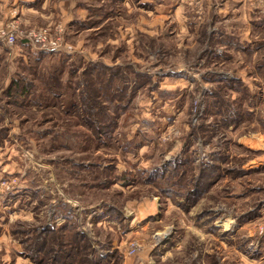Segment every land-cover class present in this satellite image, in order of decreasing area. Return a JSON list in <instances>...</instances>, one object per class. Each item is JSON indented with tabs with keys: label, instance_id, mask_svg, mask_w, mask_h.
Listing matches in <instances>:
<instances>
[{
	"label": "rangeland",
	"instance_id": "rangeland-1",
	"mask_svg": "<svg viewBox=\"0 0 264 264\" xmlns=\"http://www.w3.org/2000/svg\"><path fill=\"white\" fill-rule=\"evenodd\" d=\"M12 21L60 30L73 47L0 43V264H35L20 255L21 233L61 223L63 208L103 254L102 242L125 232L128 205L149 200L155 217L114 250L120 264H264V68L255 42L264 41V0H0V26ZM105 65L123 76L108 90L121 109L111 137L98 139L79 95ZM185 152L195 175L214 168L183 210L180 188L162 195L137 172ZM108 205L122 224L104 214ZM132 241L140 247L129 255Z\"/></svg>",
	"mask_w": 264,
	"mask_h": 264
},
{
	"label": "trees",
	"instance_id": "trees-1",
	"mask_svg": "<svg viewBox=\"0 0 264 264\" xmlns=\"http://www.w3.org/2000/svg\"><path fill=\"white\" fill-rule=\"evenodd\" d=\"M145 5L147 4H142V6ZM149 5L152 6V3ZM255 42L259 54L256 68L258 71H261V69L264 68V41L258 40ZM20 43L27 45L22 40H20ZM104 69L105 73L100 72L99 74V76L102 75L100 80H97L96 84L87 81L85 84V91H82L79 95V107L81 112H83V116L81 115L83 118L82 120H84V115L86 114L87 117L85 120L87 128L95 132L98 139H100L99 137H111L110 130L115 127L116 117L121 109V104L118 98H116V95H111L108 90L110 91V88L113 86L112 83L114 78L117 77L118 84L123 76H120L119 68H112L105 65ZM107 71L109 72V79L107 80L104 78L103 80V75H105ZM53 77L54 76L51 78ZM57 80V78H54L53 83L48 84L56 87L55 84ZM144 83L145 82H142V84ZM227 83L229 84L230 81ZM117 86L119 87L120 84ZM27 89V87L22 88L21 93H25ZM117 97L120 96L117 94ZM100 99H104L106 102L100 101ZM105 103L111 106L109 107L111 116L105 112ZM180 158V160L175 162L166 161V164L161 166V168L150 169L148 171L140 170L137 173H143V178L139 179L158 189V192L162 195H165L167 192H175L172 187L180 188L182 192H176V195L181 196L182 200H179L177 205L183 210H186L206 192L207 186H202L203 183L201 178L203 175L206 178L211 176L214 166L206 164V169L200 170L198 174L195 175L192 172L193 166H189L192 163L191 156L185 152ZM186 168L189 169L187 171L191 172L189 178H185ZM109 179L110 178H102L103 182L100 183L105 185L106 182L111 181ZM121 179L123 180V185L132 184L135 180L129 178H113V182L121 181ZM116 208L117 206L115 207V205H108L104 214L122 224L123 214ZM61 215L63 221L59 224L53 221L51 224L35 227L29 234H27L28 232L20 231V233L24 232V235L21 233L23 238H20L19 241L21 248L20 255L22 257L31 259L35 264H120L117 251L111 250L105 252L110 247L108 243L105 244L104 242L99 246L103 254L96 250V247L93 246L88 236L79 229L71 209L63 208ZM112 225L117 228V225Z\"/></svg>",
	"mask_w": 264,
	"mask_h": 264
},
{
	"label": "built area",
	"instance_id": "built-area-1",
	"mask_svg": "<svg viewBox=\"0 0 264 264\" xmlns=\"http://www.w3.org/2000/svg\"><path fill=\"white\" fill-rule=\"evenodd\" d=\"M17 40L24 41L27 45L44 51L71 52L72 45L64 40L60 30L45 28L24 30L16 22L0 26V43L13 46ZM140 244L132 241L126 248V254L138 250Z\"/></svg>",
	"mask_w": 264,
	"mask_h": 264
},
{
	"label": "crops",
	"instance_id": "crops-1",
	"mask_svg": "<svg viewBox=\"0 0 264 264\" xmlns=\"http://www.w3.org/2000/svg\"><path fill=\"white\" fill-rule=\"evenodd\" d=\"M241 29H243V26L241 27ZM247 33L248 30L246 31ZM248 36L244 35V37L242 38V40H247ZM135 204L133 205H128L129 207V214L127 216V222H128V226L125 229V232L118 235H115V238L112 239V244H110V247L107 251L105 252H109L111 250H120V245L123 244L124 239H127L129 237L133 236H138L139 232L138 230L144 227V224L146 222H149L150 218H154L155 216V210L157 205L156 201H150L149 203H144V204H139L137 205V209L134 208ZM133 207V208H132ZM104 243V242H102ZM125 262H123V264H125Z\"/></svg>",
	"mask_w": 264,
	"mask_h": 264
}]
</instances>
